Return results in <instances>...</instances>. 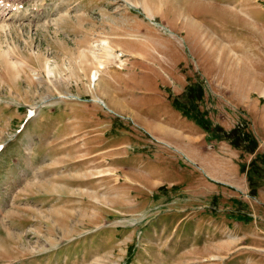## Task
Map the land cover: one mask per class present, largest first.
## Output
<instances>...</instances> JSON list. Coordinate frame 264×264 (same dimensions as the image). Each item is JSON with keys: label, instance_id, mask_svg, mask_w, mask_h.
Here are the masks:
<instances>
[{"label": "rangeland", "instance_id": "rangeland-1", "mask_svg": "<svg viewBox=\"0 0 264 264\" xmlns=\"http://www.w3.org/2000/svg\"><path fill=\"white\" fill-rule=\"evenodd\" d=\"M183 103L264 128V0H0V264H264V193L188 159Z\"/></svg>", "mask_w": 264, "mask_h": 264}, {"label": "crops", "instance_id": "crops-1", "mask_svg": "<svg viewBox=\"0 0 264 264\" xmlns=\"http://www.w3.org/2000/svg\"><path fill=\"white\" fill-rule=\"evenodd\" d=\"M188 84V80H184V83L182 84L181 88L173 87L172 84L169 85L171 90H175V94H181L183 92H186L185 89ZM253 104L255 105L256 102L253 101ZM111 105L113 106L112 111L116 115L123 116V114L129 113L132 116V98L123 95V93L122 95L120 94V96L115 99L114 104L112 103ZM173 108L175 110H172L176 111L175 113L179 112L180 117H182V120H180L181 125L179 124L176 130L181 133L184 141L191 142L192 145L194 144L193 146L196 153H194L192 156L186 154L188 159H191L197 164L199 163L203 167V169H205L206 172L208 170L209 172L207 173L209 174V178H216L217 182L226 184L235 189V193L242 194L247 192L249 190V187L246 174L245 172H242L240 170V163L238 164V162L234 161L235 157L238 156L239 150L236 148L234 149V147L226 140H218L215 137L213 138L194 119L189 118L186 114H182V111L177 109L175 106H173ZM205 108L206 107L203 108L205 112V117H209L212 126L217 125L222 127L224 130H230L236 125L231 124L227 126L225 124L214 123L210 118V115L208 114V109L206 108V110ZM175 113H172V115H175ZM250 129L251 130L248 129V131L254 134L255 139L259 143V140L264 138V128L262 129L259 128L257 125H252ZM222 149H224V152H226L228 155L226 157L221 156L220 158H218L217 163L227 164V166L229 167V173L227 175L223 174L221 176L223 170L220 169V166H218V169H216L215 171L211 168V166L212 162L217 159V157H215V152L217 150L222 152ZM257 149H259V146H257ZM260 192L264 193V182H262V184L257 189V193ZM262 195L264 198V194Z\"/></svg>", "mask_w": 264, "mask_h": 264}, {"label": "trees", "instance_id": "trees-1", "mask_svg": "<svg viewBox=\"0 0 264 264\" xmlns=\"http://www.w3.org/2000/svg\"><path fill=\"white\" fill-rule=\"evenodd\" d=\"M192 87L193 86L189 84L186 87V92L188 88L191 91ZM185 105L186 104L183 103L182 105H179L176 108L184 111V109H187ZM187 111H184L186 115H188V113L190 114V112L192 113L193 109H190L189 112L186 113ZM194 113V116L196 117L198 112ZM194 116L192 115V119H194L198 124H200L204 128V130L208 132V134L213 138L215 137L218 140H227L233 147L242 150V152L254 154V156L250 159L247 164L240 166V170L242 172H245L246 174L249 187V194L251 196H256L257 189L262 184L261 180L263 179L264 174V155L256 153L257 143L255 137H253L251 134L250 137L248 135H244L245 133L241 132L238 127H234L229 131H226L220 126H212L211 122H209V120H207L203 114L202 116L204 118L201 119H197ZM240 134H243V137L240 136ZM237 219L249 221L251 218L247 215H238Z\"/></svg>", "mask_w": 264, "mask_h": 264}, {"label": "bare ground", "instance_id": "bare-ground-1", "mask_svg": "<svg viewBox=\"0 0 264 264\" xmlns=\"http://www.w3.org/2000/svg\"><path fill=\"white\" fill-rule=\"evenodd\" d=\"M97 72L96 71H94L93 72V74H92V80H96L97 79Z\"/></svg>", "mask_w": 264, "mask_h": 264}]
</instances>
